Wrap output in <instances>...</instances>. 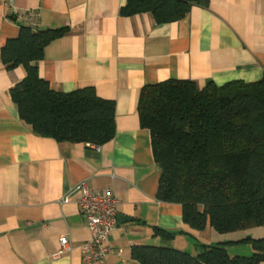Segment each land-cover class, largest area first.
I'll return each mask as SVG.
<instances>
[{"label": "crops", "instance_id": "crops-1", "mask_svg": "<svg viewBox=\"0 0 264 264\" xmlns=\"http://www.w3.org/2000/svg\"><path fill=\"white\" fill-rule=\"evenodd\" d=\"M207 2L181 20L156 24L147 13L123 16L126 0H0V49L21 25L67 28L45 47L39 76L63 92L93 87L113 102L115 126L101 145L35 134L10 98L25 72L20 66L7 71L0 57V264H84L80 246L90 232L76 203L80 182L110 188L119 200L106 264H131L132 247L141 245L196 254L200 245L225 243L231 256L253 253L244 239L264 238V224L230 233L190 230L180 204L156 199L159 168L136 110L140 89L167 79L193 80L201 88L208 80L261 78L264 0ZM156 227L173 238L154 235ZM62 237L69 247L57 254Z\"/></svg>", "mask_w": 264, "mask_h": 264}, {"label": "trees", "instance_id": "trees-1", "mask_svg": "<svg viewBox=\"0 0 264 264\" xmlns=\"http://www.w3.org/2000/svg\"><path fill=\"white\" fill-rule=\"evenodd\" d=\"M207 0H126L123 16L147 13L156 24L183 19ZM67 28L34 30L21 25L0 49L4 68L22 67L25 77L10 89L19 120L37 135L58 143L101 145L114 136V104L93 87L55 90L38 73L45 47ZM150 133L159 168L156 199L182 207L190 230L207 226L230 233L264 224V73L254 82L199 87L193 80L167 79L143 86L136 106ZM169 240L174 233L154 228ZM249 256H231L225 243L200 245L196 254L168 246L131 249V264H259L264 238L244 239Z\"/></svg>", "mask_w": 264, "mask_h": 264}, {"label": "built area", "instance_id": "built-area-1", "mask_svg": "<svg viewBox=\"0 0 264 264\" xmlns=\"http://www.w3.org/2000/svg\"><path fill=\"white\" fill-rule=\"evenodd\" d=\"M80 191L77 206L83 214L90 238L80 246L84 264H106L109 250L108 233L116 226V207L119 202L110 188L97 190L85 182L76 185ZM66 200H62V204ZM69 240L60 238L57 254L68 249Z\"/></svg>", "mask_w": 264, "mask_h": 264}, {"label": "water", "instance_id": "water-1", "mask_svg": "<svg viewBox=\"0 0 264 264\" xmlns=\"http://www.w3.org/2000/svg\"><path fill=\"white\" fill-rule=\"evenodd\" d=\"M118 216V215H117Z\"/></svg>", "mask_w": 264, "mask_h": 264}]
</instances>
